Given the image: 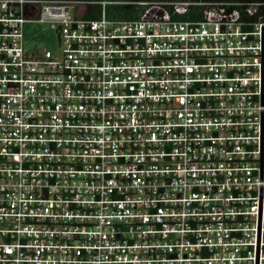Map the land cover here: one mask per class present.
I'll return each instance as SVG.
<instances>
[{
	"label": "built area",
	"instance_id": "built-area-1",
	"mask_svg": "<svg viewBox=\"0 0 264 264\" xmlns=\"http://www.w3.org/2000/svg\"><path fill=\"white\" fill-rule=\"evenodd\" d=\"M0 264H264V0H0Z\"/></svg>",
	"mask_w": 264,
	"mask_h": 264
},
{
	"label": "rangeland",
	"instance_id": "rangeland-1",
	"mask_svg": "<svg viewBox=\"0 0 264 264\" xmlns=\"http://www.w3.org/2000/svg\"><path fill=\"white\" fill-rule=\"evenodd\" d=\"M82 12V7L78 10ZM75 9L70 8L69 14L74 16ZM25 47L27 49L38 48L48 49L53 55L59 56L60 49L57 43V34L55 28L41 23L25 24Z\"/></svg>",
	"mask_w": 264,
	"mask_h": 264
},
{
	"label": "trees",
	"instance_id": "trees-1",
	"mask_svg": "<svg viewBox=\"0 0 264 264\" xmlns=\"http://www.w3.org/2000/svg\"><path fill=\"white\" fill-rule=\"evenodd\" d=\"M124 1V0H116ZM218 1H243V0H218ZM143 7L138 4H116L108 5L106 7V12L108 17L113 19H132L139 16ZM180 19L186 20H196L201 18L200 8L194 7L190 8L189 11L180 16Z\"/></svg>",
	"mask_w": 264,
	"mask_h": 264
},
{
	"label": "water",
	"instance_id": "water-1",
	"mask_svg": "<svg viewBox=\"0 0 264 264\" xmlns=\"http://www.w3.org/2000/svg\"><path fill=\"white\" fill-rule=\"evenodd\" d=\"M59 31H57V33H58Z\"/></svg>",
	"mask_w": 264,
	"mask_h": 264
}]
</instances>
